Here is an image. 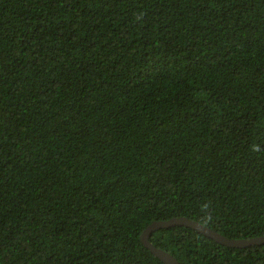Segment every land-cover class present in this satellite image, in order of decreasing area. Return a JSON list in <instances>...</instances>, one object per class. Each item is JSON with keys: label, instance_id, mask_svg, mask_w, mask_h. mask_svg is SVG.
Wrapping results in <instances>:
<instances>
[{"label": "trees", "instance_id": "trees-1", "mask_svg": "<svg viewBox=\"0 0 264 264\" xmlns=\"http://www.w3.org/2000/svg\"><path fill=\"white\" fill-rule=\"evenodd\" d=\"M179 217L264 235V0H0V264H164Z\"/></svg>", "mask_w": 264, "mask_h": 264}, {"label": "water", "instance_id": "water-1", "mask_svg": "<svg viewBox=\"0 0 264 264\" xmlns=\"http://www.w3.org/2000/svg\"><path fill=\"white\" fill-rule=\"evenodd\" d=\"M173 226H183L192 228L199 233L205 235L206 237L217 241L218 243L232 247V248H247L256 245L264 244V235L259 237H254L250 239H230L214 229L199 223L196 220L190 219L188 217H179L172 218L167 221H156L149 225L142 233L141 240L143 244L154 254L157 258H159L164 264H181L176 257H174L171 253L154 246L150 242L151 235L157 230L169 228Z\"/></svg>", "mask_w": 264, "mask_h": 264}, {"label": "clouds", "instance_id": "clouds-1", "mask_svg": "<svg viewBox=\"0 0 264 264\" xmlns=\"http://www.w3.org/2000/svg\"><path fill=\"white\" fill-rule=\"evenodd\" d=\"M207 219H211V217H207Z\"/></svg>", "mask_w": 264, "mask_h": 264}]
</instances>
